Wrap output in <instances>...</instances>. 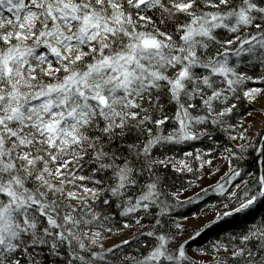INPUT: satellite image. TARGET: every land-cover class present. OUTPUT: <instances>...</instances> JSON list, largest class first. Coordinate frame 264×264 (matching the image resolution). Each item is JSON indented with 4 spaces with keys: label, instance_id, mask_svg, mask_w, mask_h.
<instances>
[{
    "label": "snow or ice",
    "instance_id": "snow-or-ice-1",
    "mask_svg": "<svg viewBox=\"0 0 264 264\" xmlns=\"http://www.w3.org/2000/svg\"><path fill=\"white\" fill-rule=\"evenodd\" d=\"M0 264H264V0H0Z\"/></svg>",
    "mask_w": 264,
    "mask_h": 264
},
{
    "label": "rangeland",
    "instance_id": "rangeland-1",
    "mask_svg": "<svg viewBox=\"0 0 264 264\" xmlns=\"http://www.w3.org/2000/svg\"><path fill=\"white\" fill-rule=\"evenodd\" d=\"M257 107H259V105H257Z\"/></svg>",
    "mask_w": 264,
    "mask_h": 264
}]
</instances>
